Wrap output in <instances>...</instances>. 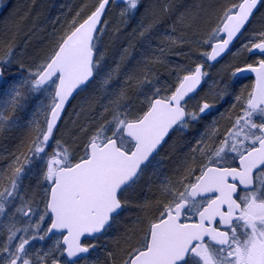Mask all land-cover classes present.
I'll list each match as a JSON object with an SVG mask.
<instances>
[{
  "label": "snow or ice",
  "instance_id": "6c2138e0",
  "mask_svg": "<svg viewBox=\"0 0 264 264\" xmlns=\"http://www.w3.org/2000/svg\"><path fill=\"white\" fill-rule=\"evenodd\" d=\"M27 15L0 29V264H264V0H80L32 51Z\"/></svg>",
  "mask_w": 264,
  "mask_h": 264
},
{
  "label": "trees",
  "instance_id": "16d2710c",
  "mask_svg": "<svg viewBox=\"0 0 264 264\" xmlns=\"http://www.w3.org/2000/svg\"><path fill=\"white\" fill-rule=\"evenodd\" d=\"M79 2L80 0H6V7L0 12V29L3 28L6 20H15L17 14L19 16L28 14L27 18L30 20L26 19L22 28L24 33H34L29 50L40 49L45 43L43 38L46 36V31L44 35H39L40 31H36L37 28L50 31L52 27L50 22L61 12L67 11L68 7ZM24 38L27 39V36Z\"/></svg>",
  "mask_w": 264,
  "mask_h": 264
},
{
  "label": "rangeland",
  "instance_id": "374dc122",
  "mask_svg": "<svg viewBox=\"0 0 264 264\" xmlns=\"http://www.w3.org/2000/svg\"><path fill=\"white\" fill-rule=\"evenodd\" d=\"M2 5H6V0H0V12L3 10V8H4V6H2ZM28 19V21L30 20V18H27ZM42 29H44V28H42ZM26 30V29H25ZM36 31H40L39 32V35L41 34V35H44L45 34V31H41V28H37V30ZM40 40V39H39ZM71 110V109H70Z\"/></svg>",
  "mask_w": 264,
  "mask_h": 264
},
{
  "label": "flooded vegetation",
  "instance_id": "af4514ba",
  "mask_svg": "<svg viewBox=\"0 0 264 264\" xmlns=\"http://www.w3.org/2000/svg\"><path fill=\"white\" fill-rule=\"evenodd\" d=\"M245 83H247V81H244Z\"/></svg>",
  "mask_w": 264,
  "mask_h": 264
}]
</instances>
